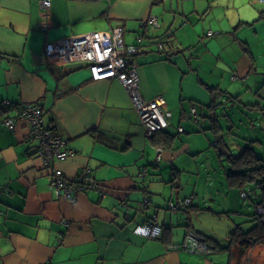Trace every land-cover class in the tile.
Returning a JSON list of instances; mask_svg holds the SVG:
<instances>
[{
    "label": "crops",
    "instance_id": "obj_1",
    "mask_svg": "<svg viewBox=\"0 0 264 264\" xmlns=\"http://www.w3.org/2000/svg\"><path fill=\"white\" fill-rule=\"evenodd\" d=\"M231 3L241 9L240 19H233ZM215 6L223 11L226 29L255 24L263 29L260 33L256 27L245 38H238L237 30L230 32L225 60L236 67L239 60L252 61L255 71L264 67V1L51 0L45 9L40 0H0V101L40 105L44 121L52 119L66 140L64 147L73 150L66 159H56L48 166L35 153L37 142L29 136L25 121L18 119L15 128L9 129L0 115V264L187 263L185 250L169 248L183 239L175 234L174 218L168 214L166 202L171 198L150 192L148 204L140 201L148 166L157 165L150 152L155 145L145 135L126 89L117 78L93 79L86 62L57 64L47 59L44 45L62 36L119 25L124 43L138 46L135 62L140 93L145 100L161 95L168 117L183 97L167 88V74L183 81L194 65L190 73L201 81L198 56L190 51L187 58L178 50L197 42L215 54L209 48L212 40L200 41L205 21L198 24L211 11L208 29L218 28ZM150 16L156 17L157 26L147 23ZM250 17V21L245 19ZM255 38V48L261 49L257 54L251 42ZM234 42L241 43L247 60L237 56ZM191 81L198 84L196 77ZM208 107L212 110L213 103ZM4 112L13 113L11 107ZM163 130L168 131L169 125ZM176 148L174 139L164 147ZM56 168L70 180L88 168L102 191L88 188L74 200L58 195L50 184ZM141 171L146 175L140 176ZM180 201H173L177 208L170 211L178 216L180 207L192 206L191 198L188 204ZM193 208L200 209L198 205ZM152 214L165 233L154 239L135 233V225ZM212 248L202 254L218 251ZM232 248L231 264L236 259V248ZM204 260L208 262L207 257Z\"/></svg>",
    "mask_w": 264,
    "mask_h": 264
},
{
    "label": "rangeland",
    "instance_id": "obj_2",
    "mask_svg": "<svg viewBox=\"0 0 264 264\" xmlns=\"http://www.w3.org/2000/svg\"><path fill=\"white\" fill-rule=\"evenodd\" d=\"M237 4L235 2V5ZM214 9H217L218 18V30L211 29L215 32L214 35L208 34L210 28L206 21L211 11L198 24L201 25V22L205 21V25H201L200 28V41L212 40L209 48L215 54L209 53L204 44H196L197 42L178 50V53L183 52L187 58L190 51L198 56L202 68L201 81L197 79L196 74L190 73L195 68L194 65H190L185 72L186 78L183 81L179 79L175 81L173 73L167 74V88L182 94L183 97L181 105L175 112H168L169 116H166L169 123L168 131L174 136V146L188 147L172 161L161 159L155 163L157 165L148 166L149 175L145 176L146 180L143 181L148 185L144 184L146 190L141 194L140 200L142 201L144 196H150V192L154 193L152 196H162L165 200L171 198L176 202L181 199L180 203H183L184 197L191 198L192 206L183 209L180 207L181 216L170 212L171 209L168 208V214H172L174 218L175 234L180 240L189 229H192L204 236L218 251L206 255L182 251L185 260H188L186 264H231L229 260L233 251V248L229 247L231 231L237 227L241 231L250 229L259 221L258 218L261 217L259 207L261 204L264 205L259 195L260 189L254 182L246 181L237 185L231 181L228 172L233 167L227 155H219L213 144L218 134H222V141L230 154L237 155L242 148L252 145L256 153L264 159V67L255 71L252 61L239 60L236 67L225 60V50L229 43L226 41L229 39L228 34L237 30L238 38L241 36L245 38L253 33L258 25L241 27L240 30L239 27L231 29V25L226 29L223 11L216 6ZM229 10L234 12L233 19L242 17L241 9L239 10L233 3ZM245 19L250 21L252 18ZM258 30L260 33L263 32V29ZM195 39L196 34H193L191 40ZM254 41L256 38L251 42L257 54L261 49L255 48ZM237 42L233 43L237 56L242 55L247 60L248 56L243 53L241 43ZM220 47L222 50H219ZM189 77L191 79L196 77L200 86ZM188 102L195 106L198 121L194 120ZM209 103L214 105L212 110H209ZM211 112L214 114L213 119L210 116ZM212 123H215L214 129L211 127ZM178 125L183 126L185 130L178 132ZM150 152L153 161L154 148L153 152ZM162 186L165 188L162 189ZM241 190L247 193L246 197L240 196ZM255 190L257 194L254 193ZM169 203L170 200L166 205ZM196 205L200 209H194L193 206ZM161 211H164V208ZM237 248L238 246L234 251L236 259L233 260V264L237 261L239 264H264V236L259 237L257 242L243 253ZM205 257L208 258L207 263Z\"/></svg>",
    "mask_w": 264,
    "mask_h": 264
},
{
    "label": "built area",
    "instance_id": "obj_3",
    "mask_svg": "<svg viewBox=\"0 0 264 264\" xmlns=\"http://www.w3.org/2000/svg\"><path fill=\"white\" fill-rule=\"evenodd\" d=\"M255 1L263 2L264 0ZM40 3L43 8L47 9L51 0H40ZM147 23L154 26L158 25L155 16L148 17ZM208 34H213V31L209 30ZM158 46L161 45L158 44ZM137 51L138 46L136 44L124 43L119 25L62 36L53 41H48L44 45V53L47 59L57 64L86 62L93 79L117 78L129 95L131 104L144 126L145 135L151 137L156 132L166 128L169 123L162 110L164 106L163 97L156 95L150 100H145L140 93L135 62ZM6 107H11L13 113L4 112ZM190 111L197 121L198 115L193 105ZM0 115L1 121L9 129L15 128L16 120L25 121L29 128V136L37 142L35 153L42 158L45 164L50 165L54 160L62 159L73 153L72 149L64 147L65 139L58 133L54 124L44 121L43 111L37 103H11L8 99H2L0 101ZM182 129L181 126L177 127L178 131H182ZM163 150L161 145L154 146L153 163L161 161ZM139 175L145 176L146 172L141 171ZM50 184L58 195L64 194L73 200L78 192L88 188L102 191L100 185L90 175L88 168H82L75 180L67 179L60 169L56 168L51 173ZM240 196L246 197L247 193L241 190ZM148 201L149 196H144L141 202L144 204ZM189 202L190 197H185L183 203L188 204ZM168 208L175 210L177 205L170 201ZM259 212L261 215L259 218L264 223V205H260ZM133 230L137 234L154 239L160 236L162 227L157 222L156 215L152 214L143 223L135 225ZM169 248L200 253H208L213 250L205 237L192 229L185 233L181 242L171 244Z\"/></svg>",
    "mask_w": 264,
    "mask_h": 264
},
{
    "label": "trees",
    "instance_id": "obj_4",
    "mask_svg": "<svg viewBox=\"0 0 264 264\" xmlns=\"http://www.w3.org/2000/svg\"><path fill=\"white\" fill-rule=\"evenodd\" d=\"M51 120L52 119H50V122L54 124V122ZM213 121H215V119ZM54 127H56L55 124ZM211 127L214 129L215 123H212ZM173 137L174 136L166 130L158 131L155 133V135L151 136L152 143L154 145H161L163 148L170 146L173 141ZM69 156L70 154L62 159H66ZM227 158L230 161L231 166L233 167V169L228 172L231 181L237 185H241L246 181L254 182L256 187H259V195L261 197V200L264 202V159L256 153V150L252 145L245 146L237 155H232L228 152ZM145 190L146 189H144V191ZM258 219L259 221L247 231H241L238 227L235 230H232L230 233L229 247L236 248L238 246L237 250L243 253L244 250H246L250 245H253L255 242H257V239L259 237L264 236V223L260 220V218ZM161 227V233H165V228H163L162 225Z\"/></svg>",
    "mask_w": 264,
    "mask_h": 264
},
{
    "label": "water",
    "instance_id": "obj_5",
    "mask_svg": "<svg viewBox=\"0 0 264 264\" xmlns=\"http://www.w3.org/2000/svg\"><path fill=\"white\" fill-rule=\"evenodd\" d=\"M210 116H211V119L214 118V114H211ZM213 143L217 148L218 154H222V155L228 154V149L225 146V143L222 141V134H218V136L215 138ZM184 150L185 148L183 147L172 149V150L164 149L162 152V159L165 161H172L177 155L182 153ZM254 193L256 194V190L254 191Z\"/></svg>",
    "mask_w": 264,
    "mask_h": 264
}]
</instances>
